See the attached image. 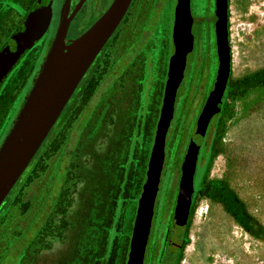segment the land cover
Returning <instances> with one entry per match:
<instances>
[{"label": "rangeland", "instance_id": "1", "mask_svg": "<svg viewBox=\"0 0 264 264\" xmlns=\"http://www.w3.org/2000/svg\"><path fill=\"white\" fill-rule=\"evenodd\" d=\"M36 1L0 0V48ZM176 1L137 0L131 7L86 97L1 205L0 264H126L174 50ZM63 2L51 0L48 30L0 87V145L54 39ZM214 3L191 0L194 48L166 137L144 264H264V0H229L225 109L209 124L180 233L173 219L183 157L218 66ZM100 15L73 22L68 41ZM103 93V106L114 102L124 111L114 125L117 110L108 108L106 120L117 134L110 142L114 132L106 120L94 136L91 107Z\"/></svg>", "mask_w": 264, "mask_h": 264}, {"label": "water", "instance_id": "2", "mask_svg": "<svg viewBox=\"0 0 264 264\" xmlns=\"http://www.w3.org/2000/svg\"><path fill=\"white\" fill-rule=\"evenodd\" d=\"M86 0L70 13L64 0L58 27L33 85L0 145V207L59 119L82 78L118 28L132 0H113L109 8L81 35L67 41L70 23ZM51 0H37L0 48V87L26 53L44 36L51 22ZM214 34L217 71L213 88L198 114L177 185L173 219L183 226L192 206L194 176L200 149L211 120L221 112L231 73L229 0H215ZM191 0H177L171 30L173 54L167 65L162 105L151 148L146 179L137 202L126 264H144L155 200L165 161L166 137L174 116L178 88L187 56L194 48Z\"/></svg>", "mask_w": 264, "mask_h": 264}, {"label": "flooded vegetation", "instance_id": "3", "mask_svg": "<svg viewBox=\"0 0 264 264\" xmlns=\"http://www.w3.org/2000/svg\"><path fill=\"white\" fill-rule=\"evenodd\" d=\"M64 1V0H63ZM80 0H77L76 4L74 6H72V0H70V13H72V11L74 10L75 6L78 4ZM137 0H132L131 4H130V7L126 13V15L124 16V18L122 19L121 23L119 24L118 28L116 29V31L113 33V35L110 37V39L108 40V42L106 43V45L103 47V49L100 51V53L97 55L96 59L94 60V62L92 63V65L90 66V68L88 69L87 73L85 74V76L82 78L80 84L78 85L77 89L75 90V92L73 93L72 97L70 98V100L68 101L67 105L65 106L63 112L61 113L60 115V119H58L60 121V125H56L57 122H59L57 120V122L55 123L56 125V129H55V125L53 126V128L51 129V131L49 132L47 138L45 139V141L43 142V144L41 145L40 149L38 150V152L36 153V155L34 156V158L32 159V161L30 162L29 166L27 167V169L25 170V172L23 173L24 175L27 174L29 172V170H31L32 168L35 167L37 161H38V157L43 149V147L47 146V145H53V136L54 135H57L55 134L59 129L62 128V126L67 122V120L69 119L71 113L76 109V107H78L79 103L82 102V100L84 99V97H86V94H87V91H88V87L90 86L92 80H93V77H94V71L96 69V66L99 65L100 63V60L102 59V56H103V53H104V50L106 49V47L108 46V44L111 42V40L114 38L115 36V33L121 29L122 25L124 24V22L126 21V19L130 16L131 14V11L135 5ZM113 2V0H86L83 5L80 7V9L78 10L77 14L75 15V17L73 18V20L71 21L70 23V27L69 29L71 28L72 26V23L73 22H76V25H79L81 24V22L83 21V19L86 18L87 14H90V13H95L97 15L99 14H103L108 8L109 6L111 5V3ZM64 3V2H63ZM63 6V4H62ZM132 7V9H131ZM104 11V12H103ZM103 12V13H102ZM100 15V16H101ZM79 16V17H78ZM99 16V17H100ZM98 17V18H99ZM97 18V19H98ZM93 20L89 23V27L97 20ZM88 27V28H89ZM69 32V30H68ZM83 33V32H82ZM81 33V34H82ZM68 35V34H67ZM79 36V35H78ZM68 41V39H67ZM69 42V41H68ZM115 82V81H113ZM115 86V84H114ZM100 88H98L99 90ZM97 91V90H96ZM96 93V92H95ZM104 93L100 96V99L99 101H97V103H94L92 104L91 106V111H93L92 115H96V117L94 118V126H95V129H94V136L96 135H99L100 131L103 129L102 126L104 124V121L107 119V115L108 113L111 111V110H117L116 113H113L114 115V119H113V122H114V125H117L118 123H120V118L118 120V117H123L121 114H119L120 111H123L122 109H119L115 106L116 103L112 102V104H110L108 107L105 105L103 106L102 105V101L104 100ZM163 99V98H162ZM162 105V104H161ZM141 106V105H140ZM130 107V106H129ZM111 109L110 111L108 110ZM124 112V111H123ZM116 114V115H115ZM131 114H132V108L130 107V111H129V118H131ZM160 114V112H159ZM140 116H142V114H140ZM125 119V118H124ZM159 119V117H158ZM110 118L108 120H106V128L108 126V128H110V125L108 124V122H110ZM55 129V130H54ZM112 130V136L110 137L109 139V142L111 139H113L115 136H117V134L115 133L116 129L113 130V128L111 127L110 128ZM101 140L99 139V142ZM146 141V140H145ZM153 145V144H152ZM100 146V145H99ZM152 148V146H151ZM128 156L130 154V151L128 150ZM38 155V156H37ZM148 164V162H147ZM147 164H146V171H147ZM23 174L22 176L20 177V180L21 178L23 177ZM145 177H146V173H145ZM18 182H20L18 180ZM17 182V183H18ZM16 183V184H17ZM20 183H18L19 185ZM17 185V186H18ZM16 186V187H17ZM16 187L14 186L13 188L16 189ZM14 189V190H15ZM13 190V189H12ZM10 194V193H9ZM9 196V195H8ZM7 196V197H8ZM7 199V198H6ZM5 199L4 202H6L7 200ZM4 204V203H3ZM3 204H2V207H3ZM0 210H1V207H0Z\"/></svg>", "mask_w": 264, "mask_h": 264}, {"label": "trees", "instance_id": "4", "mask_svg": "<svg viewBox=\"0 0 264 264\" xmlns=\"http://www.w3.org/2000/svg\"><path fill=\"white\" fill-rule=\"evenodd\" d=\"M228 86V85H227ZM226 91H227V89H226ZM226 91H225V93H226ZM224 98H225V94H224ZM224 98H223V104H222V109H221V112L219 113V114H221L222 112H224V109H225V104H224ZM218 114V115H219ZM218 115H216V116H218ZM215 116V117H216ZM214 117V118H215ZM213 118V119H214ZM19 183V182H18ZM18 183L15 185V187L18 185ZM14 189L15 188H13V190H11V192H10V194H9V196L7 197V199L6 200H8L9 198H11L12 197V194L14 193ZM177 230H178V232L180 233V231H181V227L178 229V226H177Z\"/></svg>", "mask_w": 264, "mask_h": 264}]
</instances>
